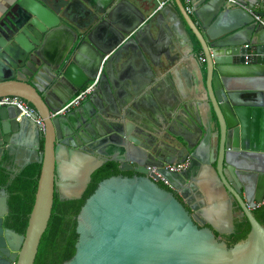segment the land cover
I'll list each match as a JSON object with an SVG mask.
<instances>
[{
    "label": "water",
    "instance_id": "95a60500",
    "mask_svg": "<svg viewBox=\"0 0 264 264\" xmlns=\"http://www.w3.org/2000/svg\"><path fill=\"white\" fill-rule=\"evenodd\" d=\"M237 1L261 10L264 23V0ZM175 2L204 58L198 66L205 118H194L189 136L178 140L166 157L145 127L102 110L92 96L64 114L51 115L97 75L104 56L122 49L130 30L102 42L97 35L109 21L104 11L94 13L89 28L76 31L38 0H19L0 19V96L25 99L44 124L37 159L41 168L23 234L4 225L8 193L0 188V264H33L55 194L60 200L82 196L63 191L72 183L64 168L60 171L61 152L68 150L71 161L80 163L108 141L118 144L114 153L106 155L101 148L103 155L79 167L82 185L107 161L133 173L97 183L75 216L74 253L61 264H264V205L255 209L264 197V24L238 20L234 28L220 29L225 12L236 7L228 0H190L199 22L182 0ZM102 79L100 75L97 87ZM17 117L15 107H0V146L21 126ZM202 147L207 155L199 161ZM185 159L181 172L162 167ZM149 166H157L171 187L160 186ZM200 168L247 221L233 245L220 239L232 228L215 223L217 201L203 207L205 201L196 203L192 196ZM76 171L70 168L72 176ZM232 204L220 202L228 218Z\"/></svg>",
    "mask_w": 264,
    "mask_h": 264
},
{
    "label": "crops",
    "instance_id": "0c3cea01",
    "mask_svg": "<svg viewBox=\"0 0 264 264\" xmlns=\"http://www.w3.org/2000/svg\"><path fill=\"white\" fill-rule=\"evenodd\" d=\"M38 1L60 14L76 31L89 28L92 18H95L94 13L104 11L109 21L105 22L97 35L102 42H110L123 29L130 30L125 35L122 49L115 55H109L102 64V83L90 96L98 102L102 110L114 116H123L125 122L132 123L137 128L139 125L140 128L145 127L150 138L158 141L156 146H159L162 156H168L176 148L178 140L189 136L194 118H205L201 103L204 90L198 66L202 63L199 60L200 43L184 20L175 0L168 2L152 16L149 15L156 5V0ZM18 2L19 0H0V19ZM253 9L263 15L256 6ZM190 14L199 22L193 12ZM243 14L245 16H242ZM252 19L238 6L229 7L224 14L222 25L219 24L218 27L234 28L238 20L246 22ZM90 81L92 78L86 84ZM16 119L21 126L0 146V163L14 174L19 171L13 170L20 166L36 162L43 150V137L39 126L29 118ZM116 146L117 143L108 141L100 148L94 149L93 153L85 154L80 163L71 161L68 150L61 152L60 171L64 168L63 173L67 175V181L72 183L71 186L63 187V191L73 196L83 194L87 186L82 185L78 170L84 164L92 163L98 155H103L101 148L106 150L105 154L108 155L115 152ZM206 155V150L202 147L197 152L196 159L200 161L206 158ZM182 156L186 157L187 154L183 152ZM71 167L77 168L73 176ZM201 172L200 168L195 175L200 182L195 183V192L192 195L195 202L203 199V207H209L213 204L212 201H217L219 208L214 211L215 223L223 227L230 226L233 230L234 223L241 219L240 211L234 212L235 202L227 193L214 188L212 176ZM221 194L225 196L221 197ZM221 201L233 203L231 217H226L225 209L220 205Z\"/></svg>",
    "mask_w": 264,
    "mask_h": 264
},
{
    "label": "trees",
    "instance_id": "16d2710c",
    "mask_svg": "<svg viewBox=\"0 0 264 264\" xmlns=\"http://www.w3.org/2000/svg\"><path fill=\"white\" fill-rule=\"evenodd\" d=\"M42 147L43 141H41ZM40 168V162H31L11 177V172L0 163V188H4L8 193V213L5 216L4 225L20 234L25 232L28 215L35 198ZM120 173L128 176L132 174L130 171H119L115 161H107L92 173L91 179L80 198L60 200L55 194L47 227L40 238L33 264H61L73 255L76 242L75 216L81 205L93 192L100 180ZM159 185L167 188L161 182ZM246 222V219L243 218L238 223L236 232L230 238L229 245H233L242 234Z\"/></svg>",
    "mask_w": 264,
    "mask_h": 264
},
{
    "label": "built area",
    "instance_id": "2783aa9c",
    "mask_svg": "<svg viewBox=\"0 0 264 264\" xmlns=\"http://www.w3.org/2000/svg\"><path fill=\"white\" fill-rule=\"evenodd\" d=\"M173 0H156V5L151 11L149 16L154 15L159 10H161L168 2H172ZM184 3V7L188 13H191V6H190V0H182ZM231 2L234 6H238L241 8L246 9L250 15L252 16L255 23H263V15L256 11L255 9L247 8V6L243 5L241 2L237 0H228ZM108 55L104 56V59H106ZM199 60L204 61L203 56L199 55ZM101 73V69L98 71L97 75L90 81V83L84 85L82 88H80L70 99L67 100L61 107H59L56 111L51 113L52 116H55L57 114H64L71 110L72 108L80 105L82 102H84L91 94H93L97 89V84L99 81V76ZM2 106H13L18 110V117L19 118H29L33 120L41 129V131L44 130V124L42 122V119L37 114L35 108L33 105H31L28 101L25 99L18 97V96H12V95H4L0 96V107ZM188 164V160H181L178 162L173 163H164L163 168L167 169L170 172H181L183 171ZM151 171L157 175L156 181L161 182L167 187H171L168 180L157 171V166H149ZM264 203V197L262 203H257L255 205V208L262 205Z\"/></svg>",
    "mask_w": 264,
    "mask_h": 264
},
{
    "label": "flooded vegetation",
    "instance_id": "af4514ba",
    "mask_svg": "<svg viewBox=\"0 0 264 264\" xmlns=\"http://www.w3.org/2000/svg\"><path fill=\"white\" fill-rule=\"evenodd\" d=\"M264 204V203H263ZM235 211L237 213V211H239V207L237 206V204L235 203ZM235 214V213H234ZM236 215V214H235ZM243 218H241L240 220L237 219V221L234 223V226H233V230H232V233L230 232L229 234H219L220 235V239L224 240L228 245H229V241H230V238L232 236V234L234 232H236V229L238 227V223H240L242 221ZM215 234H218L217 232H215Z\"/></svg>",
    "mask_w": 264,
    "mask_h": 264
},
{
    "label": "rangeland",
    "instance_id": "374dc122",
    "mask_svg": "<svg viewBox=\"0 0 264 264\" xmlns=\"http://www.w3.org/2000/svg\"><path fill=\"white\" fill-rule=\"evenodd\" d=\"M90 83V82H89Z\"/></svg>",
    "mask_w": 264,
    "mask_h": 264
}]
</instances>
